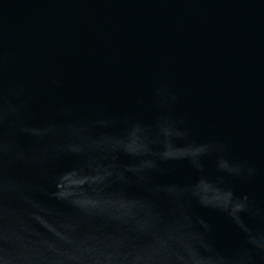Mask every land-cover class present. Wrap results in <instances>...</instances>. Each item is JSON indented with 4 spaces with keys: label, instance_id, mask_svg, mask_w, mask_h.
I'll return each mask as SVG.
<instances>
[{
    "label": "water",
    "instance_id": "water-1",
    "mask_svg": "<svg viewBox=\"0 0 264 264\" xmlns=\"http://www.w3.org/2000/svg\"><path fill=\"white\" fill-rule=\"evenodd\" d=\"M0 264H264V0H0Z\"/></svg>",
    "mask_w": 264,
    "mask_h": 264
}]
</instances>
